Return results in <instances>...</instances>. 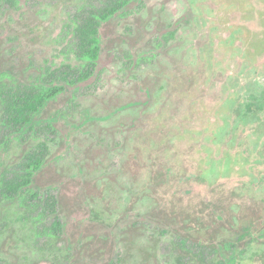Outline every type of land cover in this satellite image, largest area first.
I'll list each match as a JSON object with an SVG mask.
<instances>
[{"label": "rangeland", "instance_id": "rangeland-1", "mask_svg": "<svg viewBox=\"0 0 264 264\" xmlns=\"http://www.w3.org/2000/svg\"><path fill=\"white\" fill-rule=\"evenodd\" d=\"M112 1L0 2V82L80 79L74 27ZM100 47L93 75L50 104L54 124L18 133L0 107V176L44 144L53 181L34 217L0 204V264H264V0H130ZM254 228L241 250L219 246Z\"/></svg>", "mask_w": 264, "mask_h": 264}, {"label": "trees", "instance_id": "trees-1", "mask_svg": "<svg viewBox=\"0 0 264 264\" xmlns=\"http://www.w3.org/2000/svg\"><path fill=\"white\" fill-rule=\"evenodd\" d=\"M0 2H7L9 5L15 6L18 0H0ZM129 2L130 0H113L107 8L98 11H90L82 23L75 25V36L78 39L77 56L83 62V65L79 69L82 72V77L77 81L59 80L51 71L48 72L42 69L37 71V79L35 82L29 84L30 90L28 92H23L21 94L17 93L15 90L12 92L11 87L2 84V81L0 82V107L4 109V111L11 113V121L18 125L16 132L27 134L35 130L41 124H54L56 120L60 119V113L47 112L50 104L59 96H65V91L68 86H75V84L83 82L93 75L98 65L101 50L100 27L104 21L109 20L121 8L126 7ZM36 148L34 146L26 147L20 161V169L17 173L12 175V178L5 177L6 175L4 174L0 176V204L15 201L19 203L25 211L27 210L30 212L28 217H34L31 213L34 212V209H38V204L34 203V200L38 198V192L46 191L47 188L44 186L47 183L52 182L53 184V181H51L52 179H47L46 181L49 182L41 184L42 173L48 166L52 156L51 151L44 144L43 146L38 145V148ZM28 200H31L30 204ZM43 202L44 211L54 216L53 223L55 224L53 229L55 231L53 235H55L57 228L59 227L60 230L61 226L57 221L59 197L54 198L53 196H47ZM23 218H25V216ZM192 227H190V229L194 230ZM6 228L7 226H0V235L6 231ZM196 229L202 232L200 231L202 228ZM256 229L257 228L252 230H238L236 237L223 240L219 246L227 249V247L232 244V248L236 249L232 252L241 250V247L247 244L248 239L251 238ZM260 229H263L264 232V227ZM190 238H192V240H194L193 242L197 245L215 248L212 242L207 241L206 244H203L200 241V239L204 238L210 240L211 238L208 235L202 237L200 233H192ZM101 250L100 247H96V252L100 253ZM216 252L218 253L217 249ZM224 252L228 253V251ZM217 260H219L220 263L224 262L218 257Z\"/></svg>", "mask_w": 264, "mask_h": 264}]
</instances>
